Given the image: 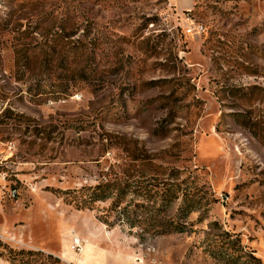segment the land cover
<instances>
[{
    "label": "rangeland",
    "instance_id": "1",
    "mask_svg": "<svg viewBox=\"0 0 264 264\" xmlns=\"http://www.w3.org/2000/svg\"><path fill=\"white\" fill-rule=\"evenodd\" d=\"M173 168L201 187L183 232L75 205ZM0 241V264H264V0H0Z\"/></svg>",
    "mask_w": 264,
    "mask_h": 264
},
{
    "label": "trees",
    "instance_id": "2",
    "mask_svg": "<svg viewBox=\"0 0 264 264\" xmlns=\"http://www.w3.org/2000/svg\"><path fill=\"white\" fill-rule=\"evenodd\" d=\"M183 170L173 168L170 178L162 185H157L150 179L137 182L106 181L95 186H89L87 193L76 192L77 208H93L97 202H110L100 220L109 227L127 223L130 228H141L151 235H162L172 232H183L186 229L190 214L201 208L199 194L201 187L190 175H182ZM211 199H208V205ZM176 208L174 209V207ZM5 248L6 244L0 241ZM215 254L228 264H248L242 255H237L234 247L225 250L209 247ZM232 249L228 251V249ZM243 251V250H242ZM255 258L253 254L249 256ZM10 264H68L52 253L41 250L9 248L6 255ZM256 259V258H255Z\"/></svg>",
    "mask_w": 264,
    "mask_h": 264
},
{
    "label": "built area",
    "instance_id": "3",
    "mask_svg": "<svg viewBox=\"0 0 264 264\" xmlns=\"http://www.w3.org/2000/svg\"><path fill=\"white\" fill-rule=\"evenodd\" d=\"M73 248L74 249H77L79 251H82L83 244H82V240H81L80 237H74V240H73Z\"/></svg>",
    "mask_w": 264,
    "mask_h": 264
}]
</instances>
